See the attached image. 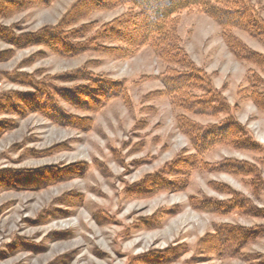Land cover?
<instances>
[{"label": "rangeland", "instance_id": "374dc122", "mask_svg": "<svg viewBox=\"0 0 264 264\" xmlns=\"http://www.w3.org/2000/svg\"><path fill=\"white\" fill-rule=\"evenodd\" d=\"M78 1L0 14V264H264V108L240 94L249 71L262 80L264 71L237 60L217 23L195 12L181 13L175 30L204 72L189 95L217 92L221 113L176 109L161 80L181 66L148 46L122 59L66 58L10 43L56 26ZM250 2L264 21V0ZM125 11L77 26L95 30ZM233 35L264 55V41ZM73 74L85 79L61 81ZM227 121L242 135L236 145L199 148L206 128ZM22 172L44 176L27 186Z\"/></svg>", "mask_w": 264, "mask_h": 264}, {"label": "trees", "instance_id": "16d2710c", "mask_svg": "<svg viewBox=\"0 0 264 264\" xmlns=\"http://www.w3.org/2000/svg\"><path fill=\"white\" fill-rule=\"evenodd\" d=\"M0 1L3 5L0 7V14L8 15L15 13L17 8L19 10L25 8L28 4L44 5L51 0ZM118 7H125L126 11L98 29L93 30L90 24L77 26L94 12L110 11ZM184 12L203 14L214 20L220 28L222 40L233 56L241 62L264 71V55L248 50L233 35V30H239L251 38L264 41V21L250 0H79L56 26L44 27L26 35H11L13 40H10V43L16 47L42 46L53 55L66 58L86 52H96L122 59L133 55L141 47L148 46L165 65L181 66L177 72L168 71L170 75L164 76L161 80L164 96L170 99L176 109L183 108V104L189 103L188 105H195L198 109L208 108L210 113H221L226 110V106L222 107L223 103L217 105L215 98L218 96L217 92L210 90L208 93L210 98L189 95V88L203 81L204 72L196 69L179 47V40L175 33L176 22L179 15ZM102 42L114 43L117 46L106 48L100 45ZM248 74L249 85L241 90L240 94L256 105L252 100L254 99L260 106L258 107L262 109L264 108V80L253 71H249ZM84 79V76L73 74L61 81L71 83ZM31 88L34 90L38 87L34 85ZM40 91H43L42 94H48L46 89ZM46 97L44 104L40 105L43 111L38 109L42 113H46L44 107L46 105L48 107L51 103V98ZM190 99H193V103L189 102ZM6 105L10 107L8 102ZM49 114L46 116L53 120L52 115L54 116L55 112ZM233 130L234 126L229 121L221 126L208 127L202 132L201 138L197 139L196 144L199 148L224 142L236 145L239 139L234 135H242L238 133V130L235 132ZM22 174L28 180L27 186L35 184L34 180L37 177L44 176V174L39 176L40 173L35 175L37 173L33 172H22ZM9 177L12 178L10 172ZM244 233H247L244 234L246 238L249 235L248 231Z\"/></svg>", "mask_w": 264, "mask_h": 264}, {"label": "bare ground", "instance_id": "6f19581e", "mask_svg": "<svg viewBox=\"0 0 264 264\" xmlns=\"http://www.w3.org/2000/svg\"><path fill=\"white\" fill-rule=\"evenodd\" d=\"M9 220V219H8ZM6 221V220H5ZM34 234V233H33Z\"/></svg>", "mask_w": 264, "mask_h": 264}]
</instances>
